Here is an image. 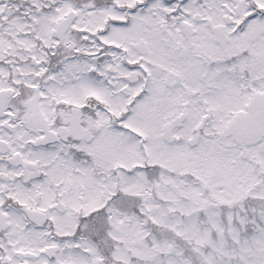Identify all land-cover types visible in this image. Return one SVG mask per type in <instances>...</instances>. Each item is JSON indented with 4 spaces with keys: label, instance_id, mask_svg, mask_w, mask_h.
<instances>
[{
    "label": "snow or ice",
    "instance_id": "obj_1",
    "mask_svg": "<svg viewBox=\"0 0 264 264\" xmlns=\"http://www.w3.org/2000/svg\"><path fill=\"white\" fill-rule=\"evenodd\" d=\"M0 264H264V0H0Z\"/></svg>",
    "mask_w": 264,
    "mask_h": 264
}]
</instances>
